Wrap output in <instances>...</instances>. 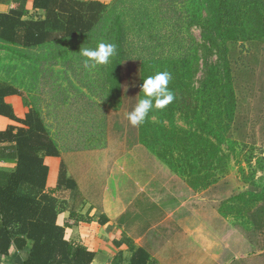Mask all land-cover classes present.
Wrapping results in <instances>:
<instances>
[{"label":"trees","instance_id":"1","mask_svg":"<svg viewBox=\"0 0 264 264\" xmlns=\"http://www.w3.org/2000/svg\"><path fill=\"white\" fill-rule=\"evenodd\" d=\"M26 1L15 0L17 7L0 14V41L4 45L30 48L87 34L100 22L109 6L98 0H32L34 8L45 10V19L33 20L22 19ZM206 2L207 24L212 27L215 40L211 46L216 48L218 57L215 63H205L206 70L198 85H192L197 51L207 47L183 35L170 39L176 47L175 52L140 56L136 64L137 79L129 80L136 103L145 76L158 71H168L172 76L168 85L174 95L172 103L164 109H153L142 124L133 126L137 148L146 155L138 159L144 167L155 161L153 149L157 146L191 153L200 148L208 152L206 156L215 158L220 151L219 144L253 140L256 124L260 119L264 123V0ZM190 18L196 22L199 14L193 13ZM120 64L117 75H121ZM18 93L8 83L0 82V116L9 120L0 129V162L14 164L10 169L0 167V253L7 254L12 248L22 250L29 243L23 264H91L93 251L64 238V228L71 220L78 221L79 215L71 211L63 226L56 223L55 193L62 188L74 189L76 183L66 176L62 162L56 186L46 188L47 166L43 157L59 156L58 146L35 108H28L22 118L14 115L4 98ZM117 105L122 107V99ZM176 113L190 124V130L176 126ZM145 169L148 174H154ZM200 178L207 181V187L217 188L218 182L207 180V175ZM226 183L223 181V186ZM224 196L222 199L244 204L238 207L235 204V215L247 212L257 220L260 229L264 228V190L231 192ZM235 205H224L220 211L232 210ZM129 264L152 263L147 251L136 247Z\"/></svg>","mask_w":264,"mask_h":264},{"label":"rangeland","instance_id":"2","mask_svg":"<svg viewBox=\"0 0 264 264\" xmlns=\"http://www.w3.org/2000/svg\"><path fill=\"white\" fill-rule=\"evenodd\" d=\"M207 4L206 0H111L100 22L87 34L30 49H0L1 77L13 81L25 103L38 110L59 147L66 171L82 180L86 196L99 197V190L104 188L116 190L121 176L130 179L143 175L138 159L146 155L137 148L133 125L126 118L135 105L129 80L137 79L140 56L175 52L170 39L177 35L205 44L207 49L197 51L195 87L204 76L205 63L217 61ZM193 13L199 14L196 22L190 18ZM100 42L115 44V56L105 65L85 68L80 48L95 47ZM119 64L121 75H117ZM174 117L177 127L190 130L181 114ZM260 121L253 140L237 144L224 141L215 158L200 148L191 153L157 146L153 149L155 161L144 167L159 178L162 191H173L179 198L190 200L197 194L193 199L197 202L203 199L197 205L206 208L207 227L221 242L232 245L226 249L240 256L231 264H264V228L261 230L247 212L235 215L236 205H244L240 201L222 199L231 192L264 190V160H260L264 157V123ZM149 152L153 153L151 149ZM205 175L207 180L218 182L217 188L206 186L207 181L200 178ZM231 203L236 204L232 210L220 211Z\"/></svg>","mask_w":264,"mask_h":264},{"label":"crops","instance_id":"3","mask_svg":"<svg viewBox=\"0 0 264 264\" xmlns=\"http://www.w3.org/2000/svg\"><path fill=\"white\" fill-rule=\"evenodd\" d=\"M98 1L109 3L111 0ZM15 7V0L0 1V14H6ZM25 12L22 19H45V10L34 8L32 0L26 1ZM4 44L0 41V49L20 48ZM0 82L8 83L19 91L6 96L4 101L14 115L22 118L31 106L25 103L23 93L13 81L0 75ZM7 123L9 120L0 116V129ZM43 162L47 166L45 186L53 188L62 168L60 150L59 156H44ZM13 165L12 162H0V167L5 169ZM139 166L143 175L130 179L121 176L122 183L116 190L100 189L99 197L95 198L86 196L82 180L69 174L64 167L66 176L75 181L76 187L62 188L55 193L58 207L56 223L63 226L71 211L79 215L78 221L71 220L70 225L64 228V238L93 251L91 264H129L136 247L147 251L152 264L237 262L240 256L226 249L228 244L221 242L207 227L203 214L206 208L197 205L199 202L202 204L203 199L197 202L193 200L197 194H193L190 200L179 198L173 191H162L158 187L159 178L148 174L144 165ZM228 247L232 248V245ZM29 248L28 243L22 250L12 248L7 254L0 253V264H23Z\"/></svg>","mask_w":264,"mask_h":264},{"label":"clouds","instance_id":"4","mask_svg":"<svg viewBox=\"0 0 264 264\" xmlns=\"http://www.w3.org/2000/svg\"><path fill=\"white\" fill-rule=\"evenodd\" d=\"M115 54L116 45L104 42L95 47H81L79 51L85 68L105 65ZM171 79L168 71H158L142 79L141 95L126 117L133 126L142 124L153 109H164L172 103L174 95L168 87Z\"/></svg>","mask_w":264,"mask_h":264}]
</instances>
